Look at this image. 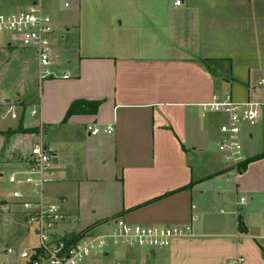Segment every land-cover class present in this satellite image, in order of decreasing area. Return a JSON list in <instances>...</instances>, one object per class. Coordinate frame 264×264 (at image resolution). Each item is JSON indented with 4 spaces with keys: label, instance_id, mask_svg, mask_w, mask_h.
<instances>
[{
    "label": "crops",
    "instance_id": "obj_1",
    "mask_svg": "<svg viewBox=\"0 0 264 264\" xmlns=\"http://www.w3.org/2000/svg\"><path fill=\"white\" fill-rule=\"evenodd\" d=\"M42 4L57 28L65 27L56 51L70 77L41 81L37 55L19 45L7 56L28 53L18 63L21 76L8 81L0 67V111L7 114L0 139H8L0 146V202H6L0 207L17 203L3 180L25 166L15 145L38 132L26 124L36 106L28 90L37 87L45 142L58 160L49 196L68 198L67 204L76 197L63 208L67 220L87 213L101 217L82 229L120 217L195 228V238L168 249L130 254L141 264H231L238 258L264 264V157L256 159L264 155V111L245 126L248 163L235 171L218 150L227 118L203 109L225 94L239 103L264 99V0H185L181 7L174 0ZM66 38L69 55L60 52ZM2 43L0 50L12 41ZM76 101L100 105L96 111L79 105L67 118ZM93 124L114 132L91 136ZM11 220L19 226L15 217L5 224ZM11 248L19 250L7 248L0 264H19Z\"/></svg>",
    "mask_w": 264,
    "mask_h": 264
},
{
    "label": "built area",
    "instance_id": "obj_2",
    "mask_svg": "<svg viewBox=\"0 0 264 264\" xmlns=\"http://www.w3.org/2000/svg\"><path fill=\"white\" fill-rule=\"evenodd\" d=\"M79 1V0H73ZM185 0H174L176 7L184 5ZM65 8L71 2L64 4ZM58 28L51 13L42 4V0L26 7L0 13V34H9L12 42L22 48L33 50L37 55L40 80L68 79L67 71L61 69L60 56L56 51ZM260 86L264 81L259 82ZM205 112L225 116L227 122L221 124V139L218 150L224 155L229 168L239 171L247 163L245 145V126L259 121L264 111V99L245 103L236 102L231 94L215 96L213 102L203 106ZM32 116L39 114L38 107L31 111ZM7 114L0 111V121ZM38 132L28 139V158L21 169L8 174V183L12 187V197L22 208V218L35 227V245L29 249H9L8 254L18 258L19 264H107L116 247L124 249L127 257L114 259L108 264H141L130 254L137 251L152 252L170 248L180 239L196 237L193 226H159L133 224L125 218L104 221L102 224L82 230L66 229V214L63 208L66 198L48 199L45 186L54 177V152L45 142L43 124ZM91 136L102 133L112 135L113 126L103 127L97 124L88 126ZM245 204L246 199L242 198ZM103 228L102 231L96 229ZM264 239V228L262 229ZM243 258L231 264H243Z\"/></svg>",
    "mask_w": 264,
    "mask_h": 264
},
{
    "label": "rangeland",
    "instance_id": "obj_3",
    "mask_svg": "<svg viewBox=\"0 0 264 264\" xmlns=\"http://www.w3.org/2000/svg\"><path fill=\"white\" fill-rule=\"evenodd\" d=\"M22 2L26 3L27 0H0V13L1 12H8L11 10H15L13 6L16 5H20L22 4ZM13 7V9H12ZM61 35H66L65 33V27H61L60 29H58L57 31V35H56V39H57V44L58 42L61 41ZM72 37L75 39V36L77 37V35L71 34ZM0 42L2 41V45H7L8 42H10V40L12 41V37L9 34H1L0 35ZM70 39V38H69ZM76 40V39H75ZM65 50H62L60 52H63L67 55H69L70 51H72V48L68 47L67 44L68 43V38L65 39ZM15 43L12 42L10 46L1 49L0 52L3 54V57L0 59L1 61V71L3 72V74L5 75V78L7 77V80L10 81L9 79L12 78H18L21 76V65H19V61L20 59L22 60L23 58H25V55L28 53H24L25 55H21L20 51H17L11 58H9L7 55L11 52L14 51L16 49H20L18 46L14 45ZM70 45V44H69ZM15 46V47H14ZM73 46V45H71ZM60 49V48H59ZM62 49V48H61ZM33 50H29L28 52H31L32 54ZM34 52V51H33ZM35 53V52H34ZM6 57H5V56ZM34 56V54H32ZM65 59L62 57L61 62H64ZM9 67V68H8ZM32 69L33 71L36 69L35 65H32ZM7 87H14V86H10L8 85ZM15 88H12L11 92L12 95H14L15 93ZM28 94L33 98V102H36V106L38 105V88H31L30 90H28ZM33 107V109L35 108ZM32 111V110H31ZM30 111V113H31ZM5 113V112H4ZM11 116V118L16 117L17 115L15 113L9 114ZM41 115L40 113L37 116H32V114H30L29 118H27V123L28 124V128L30 127H39L41 123ZM50 139V137H48V140ZM7 137H3V139H0V146H4L8 143H6ZM30 140V139H28ZM28 140L25 142V144H21L18 143L15 145V148L17 150H20V155L23 156L24 159L28 158V154H29V145H28ZM45 141L47 142V137H45ZM17 158L16 154L14 153L13 158ZM4 183H5V191L6 192H12V187L8 184V174L5 176L4 178ZM51 185H47L45 186V195L48 199L51 200H55L50 198L49 194L50 192H53L52 190V186ZM54 186H58V184H55ZM68 192V191H67ZM72 192V190H71ZM6 195V194H5ZM4 195V196H5ZM14 199V198H13ZM57 199V198H56ZM68 199V198H67ZM76 199V197H74L71 194V198H69L68 200V204L65 205V209H67L68 207H72L73 205V201ZM13 207H8L6 208V210L4 211L3 208L4 207H0V256L1 254H3V252L9 248V247H14L16 246L19 249H29L32 248L35 245V237H34V232H35V227L32 225H28L22 218V208L19 206V204L15 203L13 204ZM2 212V213H1ZM9 213V214H6ZM15 217L18 221V224L20 226V229H18L17 225H14V222L9 221L5 224V219H11ZM100 214H69L68 220H67V224L64 225V227L66 229H82L88 225H90L91 223L97 221L98 219H100ZM98 231H102L103 228H99L96 229ZM138 252V251H137ZM136 253V252H135ZM133 253V254H135ZM121 257H127L126 252L124 251V249L116 247L113 252H112V257L109 259L108 262L114 260V259H119ZM107 262V264H108Z\"/></svg>",
    "mask_w": 264,
    "mask_h": 264
},
{
    "label": "trees",
    "instance_id": "obj_4",
    "mask_svg": "<svg viewBox=\"0 0 264 264\" xmlns=\"http://www.w3.org/2000/svg\"><path fill=\"white\" fill-rule=\"evenodd\" d=\"M2 57H3V54L0 52V59H1ZM79 105H80V106L82 105V106L90 107L92 111H96V110L98 109L99 105H100V102L76 101V102H74V103L71 105V107H70V109H69V111H68L66 117L68 118L69 116H71L72 113H74L75 109H76ZM262 157H264V155H261V156H259V157L256 158V159H260V158H262ZM247 163H248V161H247ZM247 163L244 164V165L240 168V170L245 169ZM186 188H189V187H186ZM183 189H185V188H183ZM178 191H179V190H178ZM4 204H6L5 201H4V202H0V205H4ZM240 229H241L242 231L244 230V224H243V223H240Z\"/></svg>",
    "mask_w": 264,
    "mask_h": 264
},
{
    "label": "water",
    "instance_id": "obj_5",
    "mask_svg": "<svg viewBox=\"0 0 264 264\" xmlns=\"http://www.w3.org/2000/svg\"><path fill=\"white\" fill-rule=\"evenodd\" d=\"M54 163H55V164L58 163V160H57V158H56V155H55Z\"/></svg>",
    "mask_w": 264,
    "mask_h": 264
}]
</instances>
